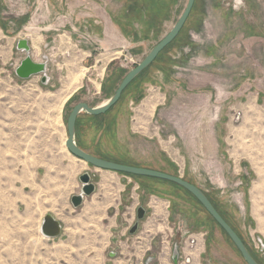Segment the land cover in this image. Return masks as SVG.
<instances>
[{"label":"rangeland","instance_id":"rangeland-1","mask_svg":"<svg viewBox=\"0 0 264 264\" xmlns=\"http://www.w3.org/2000/svg\"><path fill=\"white\" fill-rule=\"evenodd\" d=\"M49 1L0 0L5 33L26 35L36 60L50 56L47 84L15 74L24 53L14 48L0 64V264H146L149 256L173 264L175 243L193 233L200 264H247L189 191L96 168L66 147L72 108L105 102L152 48L147 38L159 39L188 0H135L134 24L155 36L118 29L112 41L80 33L67 14L52 16ZM197 10L202 21L188 20L107 113L78 125V141L98 157L197 185L264 264V0H196L191 16ZM186 30L193 45L181 40ZM133 35L143 47L133 50ZM84 172L97 189L75 208ZM141 205L148 212L131 234ZM49 213L64 221L61 236L41 233Z\"/></svg>","mask_w":264,"mask_h":264},{"label":"water","instance_id":"water-1","mask_svg":"<svg viewBox=\"0 0 264 264\" xmlns=\"http://www.w3.org/2000/svg\"><path fill=\"white\" fill-rule=\"evenodd\" d=\"M195 1L196 0H188L185 9L183 10L181 16L178 18L172 29L151 49V51L136 67L131 69L125 75L117 89L105 102L98 106H90L86 102H79L72 108L67 118L68 137L66 139V147L75 157L85 161L86 163L96 168L116 172H125L129 174L150 176L168 180L181 185L199 200V202L205 207V209L222 227V229L225 230L247 264H260L251 254L250 250L248 249L240 235L220 214V212L208 198L206 193L197 185L183 179L181 176H176L160 170L122 164L95 156L82 149L76 141V121L79 113L86 112L91 115H100L106 113L112 106H114L121 98V95L126 87L139 74H141V72L147 69L157 58L159 53L178 36L193 9ZM31 48V44L27 38H19L17 42V49L24 53V57L21 60L20 64L15 68V74L21 79H29L34 75H40L41 82L43 84H47L50 81V76L48 74L47 68V56H44L45 60L37 61L32 57ZM79 180L81 182V189L79 193L71 196V203L75 208L82 206L85 198L93 195L97 189V185L95 182H93L92 176L89 172L82 173L79 176ZM81 193H83V195H81ZM146 211V208L142 205L137 208V220L129 230L131 234H135L137 232L140 225V220L144 219ZM62 230V223L53 214L49 213L43 217L41 222V233L44 236L48 238H55L61 235ZM260 241L262 240L260 239ZM111 255L114 256V253H111ZM154 258V256H149L146 260V264H150V262H152ZM178 260L179 248L178 244L176 243L172 254L173 264H178Z\"/></svg>","mask_w":264,"mask_h":264},{"label":"crops","instance_id":"crops-1","mask_svg":"<svg viewBox=\"0 0 264 264\" xmlns=\"http://www.w3.org/2000/svg\"><path fill=\"white\" fill-rule=\"evenodd\" d=\"M134 2L135 0H50L48 4H49V10L51 11L52 16L58 13L67 14L69 18H71L72 22L78 27V31L80 33H87L89 35H92L96 39L100 38V39L112 41L111 39L112 32L115 34V32L119 29L121 31H125L126 33L129 30L128 28L134 29L135 35L146 34L145 32H147L148 34V32L151 29L152 31L151 35L155 36L156 33L153 31L152 27L149 28V26L147 25L143 26V23L134 24V20L132 19L133 17L131 15V13L133 12L132 5L134 4ZM181 14L179 15V17L181 16ZM191 14H192V11L187 19V21L189 20V23H190L188 27L194 26L195 24L196 25L199 24L202 21V17H203L201 16V12L199 10H197L195 14H193V16H191ZM176 21L175 22L173 21L170 26L166 27L162 36L159 37V39H157L156 41L155 40L150 41L147 38V42H149L150 44L153 43L152 48L172 29ZM72 22L69 21V23L65 24V26L66 27L69 26L68 24ZM166 25H167V22L164 19L163 28ZM49 26L50 28H55V25L54 26L49 25ZM159 26H160V23L158 26H156L157 30L159 29ZM4 27H2V25L0 24V64L2 63L3 65L6 63V60L8 59V55H9V53L6 51V48L7 49L9 48L11 50L14 48L16 49V51L23 53L22 51L17 49V42L19 38H27L26 35L24 34L18 35L16 37L14 36L9 37L5 33ZM140 29H144L143 31L145 32L141 31ZM11 31H13V27H11ZM189 31L190 30H186V32H183V34L181 35V40L189 43L190 45H193L194 41H192L191 39L188 40L189 33H190ZM141 38L142 36L133 35L132 40L134 39L136 41L138 40L137 45L134 44L135 48L133 47L134 48L133 50L143 47V45L145 44L144 43L145 41L143 38L142 39ZM36 40L40 41V38L35 37V41ZM30 44L33 47L32 42H30ZM151 49H149L148 51L150 52ZM148 51H147V54L149 53ZM40 79H41V76H40ZM113 92L110 94V96L113 94ZM91 116L93 115L88 114L86 112L79 113L78 115L79 126H85V122L90 120ZM106 171H109V170H106ZM88 197H92V195ZM159 205H162V204L160 203ZM56 218L60 220V222L63 225V230L61 233L62 235L63 231L66 230L64 226V221L62 222L61 219H59L58 217ZM90 237L92 238L93 235L91 234ZM116 256L117 255H115L114 257ZM200 258H201V253H200V257H198L199 262H200Z\"/></svg>","mask_w":264,"mask_h":264},{"label":"built area","instance_id":"built-area-1","mask_svg":"<svg viewBox=\"0 0 264 264\" xmlns=\"http://www.w3.org/2000/svg\"><path fill=\"white\" fill-rule=\"evenodd\" d=\"M32 48H31V54L33 51ZM44 56H47V68H48L50 56L48 54H44V55H42V60H40V61L45 60ZM32 57H33V54H32ZM37 61H39V60H37ZM191 236H193V237H191ZM176 243L178 244V248H179L178 264H200L199 261L196 260V257H199V255H200V253L198 252V250L200 248L199 247L198 233L189 234L187 237H185V239H183V241H181L180 243H178V242H176Z\"/></svg>","mask_w":264,"mask_h":264},{"label":"trees","instance_id":"trees-1","mask_svg":"<svg viewBox=\"0 0 264 264\" xmlns=\"http://www.w3.org/2000/svg\"><path fill=\"white\" fill-rule=\"evenodd\" d=\"M145 70H146V69H145ZM145 70H144V71H145ZM144 71H143V72H144ZM143 72H141V73H143ZM139 75H140V74H139ZM137 77H138V76H137ZM137 77H136V78H137ZM136 78H135V79H136ZM135 79H134V80H135ZM134 80H133V81H134ZM133 81H132V82H133ZM132 82H131V83H132ZM131 83H130V84H131ZM130 84H129V85H130ZM129 85H128V86H129ZM128 86L126 87V89L128 88ZM126 89H125V90H126ZM125 90H124V91H125ZM124 91H123V92H124ZM122 94H123V93H122ZM121 97H122V95H121ZM120 99H121V98H120ZM120 99H119V100H120ZM110 109H111V108H110ZM110 109H109V110H110ZM107 112H108V111H107ZM107 112H106V113H107ZM77 138H78V118H77V121H76V141H77ZM120 163H121V162H120ZM122 164H126V163H122ZM130 175H133V176H144V175H136V174H130ZM144 177H150V176H144ZM170 182H171V181H170ZM171 183H174V182H171ZM174 184H176V185L182 187L181 185H179V184H177V183H174ZM182 188H184V187H182ZM184 189H185V188H184ZM185 190H186V189H185ZM187 191H188V190H187ZM191 194H192V193H191ZM206 195H207V194H206ZM208 198H209V197H208ZM211 202H212V201H211ZM214 206H215V205H214ZM217 210H218V209H217ZM218 211H219V210H218ZM219 212H220V211H219ZM208 213H209V212H208ZM209 214H210V213H209ZM220 214H221V213H220ZM221 215H222V214H221ZM222 216H223V215H222ZM212 218H213V217H212ZM214 220H215V219H214ZM226 221H227V220H226ZM227 222H228V221H227ZM228 223H229V222H228ZM229 224H230V223H229ZM230 225H231V224H230ZM231 226H232V225H231ZM224 231H225V230H224Z\"/></svg>","mask_w":264,"mask_h":264},{"label":"bare ground","instance_id":"bare-ground-1","mask_svg":"<svg viewBox=\"0 0 264 264\" xmlns=\"http://www.w3.org/2000/svg\"><path fill=\"white\" fill-rule=\"evenodd\" d=\"M184 25H185V24H184ZM183 27H184V26H183ZM178 35H179V34H178ZM173 41H174V40H173ZM173 41H172V42H173ZM36 42H37V41H36ZM172 42H171V43H172ZM166 47H167V46H166ZM166 47H165V48H166ZM165 48H164V49H165ZM162 51H163V50H162ZM72 61H73V60H72ZM15 68H16V67H15ZM81 75H83V73L75 75L74 80H73L72 83L75 84V85L78 84V82H79V78H80ZM66 88H67V87H66ZM70 95H71V93L68 94V95H66V96L62 99V105H63L64 102L68 99V97H69ZM112 107H113V106H112ZM112 107H111V108H112ZM139 110H140V109H139ZM138 119H140V118H138Z\"/></svg>","mask_w":264,"mask_h":264},{"label":"flooded vegetation","instance_id":"flooded-vegetation-1","mask_svg":"<svg viewBox=\"0 0 264 264\" xmlns=\"http://www.w3.org/2000/svg\"><path fill=\"white\" fill-rule=\"evenodd\" d=\"M34 57V56H33ZM35 59V58H34ZM78 125H79V123H78ZM77 143H78V145L82 148V149H84V147H82L81 145H80V143H79V141H78V138H77ZM85 150V149H84ZM90 153V152H89ZM92 154V153H91ZM94 155V154H93ZM96 156V155H95ZM147 212H148V210L146 211V214H147ZM146 214H145V216H146ZM145 216H144V218H145ZM143 220V219H142ZM142 220H140V222L142 221ZM244 241V240H243ZM245 243V242H244ZM156 258H154L153 259V261L155 260Z\"/></svg>","mask_w":264,"mask_h":264},{"label":"clouds","instance_id":"clouds-1","mask_svg":"<svg viewBox=\"0 0 264 264\" xmlns=\"http://www.w3.org/2000/svg\"><path fill=\"white\" fill-rule=\"evenodd\" d=\"M81 195H83V193H81Z\"/></svg>","mask_w":264,"mask_h":264}]
</instances>
